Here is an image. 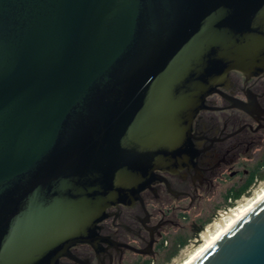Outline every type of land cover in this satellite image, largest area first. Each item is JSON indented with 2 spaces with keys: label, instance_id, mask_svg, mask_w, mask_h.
I'll use <instances>...</instances> for the list:
<instances>
[{
  "label": "water",
  "instance_id": "obj_1",
  "mask_svg": "<svg viewBox=\"0 0 264 264\" xmlns=\"http://www.w3.org/2000/svg\"><path fill=\"white\" fill-rule=\"evenodd\" d=\"M232 69L264 71V0H0V264L156 253L106 209ZM189 264H264V199Z\"/></svg>",
  "mask_w": 264,
  "mask_h": 264
},
{
  "label": "flooded vegetation",
  "instance_id": "obj_2",
  "mask_svg": "<svg viewBox=\"0 0 264 264\" xmlns=\"http://www.w3.org/2000/svg\"><path fill=\"white\" fill-rule=\"evenodd\" d=\"M187 153L107 207V215L155 246L156 253L125 251V264H168V254L203 236L236 191L264 179V71L228 72L195 115Z\"/></svg>",
  "mask_w": 264,
  "mask_h": 264
},
{
  "label": "bare ground",
  "instance_id": "obj_3",
  "mask_svg": "<svg viewBox=\"0 0 264 264\" xmlns=\"http://www.w3.org/2000/svg\"><path fill=\"white\" fill-rule=\"evenodd\" d=\"M263 199L264 186L259 189L252 198L245 202H241L231 210H227L225 216L217 218L215 229L211 230L209 227L203 236H200L199 244L193 248L179 264H189Z\"/></svg>",
  "mask_w": 264,
  "mask_h": 264
},
{
  "label": "built area",
  "instance_id": "obj_4",
  "mask_svg": "<svg viewBox=\"0 0 264 264\" xmlns=\"http://www.w3.org/2000/svg\"><path fill=\"white\" fill-rule=\"evenodd\" d=\"M256 182H257V185H254L251 189H249L247 192H245L244 194H242L239 198L234 199V200H231L230 201V204L228 206H226L224 208V210L220 211V214L215 218V224L217 223V218L222 217V216H225V214H227V210H231V209L235 208V206H237L241 202H245L248 199L252 198L253 195L259 189H261L264 186V179L263 180L256 181ZM192 240H193L194 243H196V242L199 243V239L197 237H194ZM168 264H170V263H168Z\"/></svg>",
  "mask_w": 264,
  "mask_h": 264
},
{
  "label": "rangeland",
  "instance_id": "obj_5",
  "mask_svg": "<svg viewBox=\"0 0 264 264\" xmlns=\"http://www.w3.org/2000/svg\"><path fill=\"white\" fill-rule=\"evenodd\" d=\"M222 210H224V209H222ZM208 227H210L211 230L215 229V227H216L215 219H212L210 221V223L208 224ZM198 244H199L198 242L194 243L193 240L190 241L187 246L179 249L178 253L171 260H169L168 263H170V264H179L182 261V259H184L187 256V254L193 248H195Z\"/></svg>",
  "mask_w": 264,
  "mask_h": 264
},
{
  "label": "trees",
  "instance_id": "obj_6",
  "mask_svg": "<svg viewBox=\"0 0 264 264\" xmlns=\"http://www.w3.org/2000/svg\"><path fill=\"white\" fill-rule=\"evenodd\" d=\"M243 191L244 189L236 191V193L234 194V198L240 197ZM178 251H179V247H176L173 251H171L168 254V260L172 259L178 253Z\"/></svg>",
  "mask_w": 264,
  "mask_h": 264
}]
</instances>
